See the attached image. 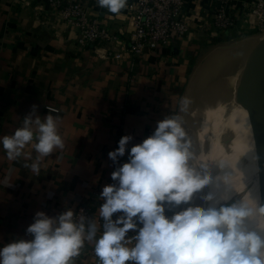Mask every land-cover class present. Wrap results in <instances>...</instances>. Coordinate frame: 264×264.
Returning a JSON list of instances; mask_svg holds the SVG:
<instances>
[{"label": "crops", "instance_id": "0c3cea01", "mask_svg": "<svg viewBox=\"0 0 264 264\" xmlns=\"http://www.w3.org/2000/svg\"><path fill=\"white\" fill-rule=\"evenodd\" d=\"M85 1L89 17L115 31L127 46L125 39L133 30L129 6L135 0H127L119 14L101 8L97 0ZM213 10L208 0H190L183 14L191 25L186 37L173 39L157 52L133 56L127 51L116 59L105 47H79L78 27L50 9L47 0H0V138L21 127L36 105L33 120L58 117L64 141L63 149L40 160L38 174L30 167L39 155L35 137L16 160L8 159L0 144V247L18 238L31 239L26 229L37 212L58 220L70 210L74 217L90 200L100 217L101 193L111 185L116 167L108 153L124 135L132 137L127 150L141 143L159 121L178 113L181 97L194 102L196 94L188 123L193 126L200 94L207 91L208 74L201 80L202 72L215 64L233 71L252 54L250 37L238 30L219 37L202 32ZM198 80L202 85L197 90ZM180 115L183 123L185 114ZM127 150L123 163L128 162ZM179 208L167 203L165 215L171 217ZM102 232L96 225V238ZM87 234L85 227V241L73 264H99L95 240L89 241Z\"/></svg>", "mask_w": 264, "mask_h": 264}, {"label": "clouds", "instance_id": "9594fccd", "mask_svg": "<svg viewBox=\"0 0 264 264\" xmlns=\"http://www.w3.org/2000/svg\"><path fill=\"white\" fill-rule=\"evenodd\" d=\"M97 2L119 14L127 0ZM192 103L191 98L181 97L178 113L159 121L151 136L127 150L132 137L124 135L108 153L118 163L127 150L128 162L112 172L117 184L102 190L99 215L105 223L99 238L96 225H88L87 239L95 240L99 264H264V229L246 226L253 217H264L262 204L255 210L245 202L190 206L171 217L165 215V202L186 204L210 183L206 174L190 165L193 153L180 114L189 113ZM36 110L33 105L22 126L0 138V144L8 159L16 160L35 137L39 155L30 167L38 174L40 160L56 148L63 149L64 141L58 134V117L48 114L43 121L39 116L33 120ZM205 200L212 201V195ZM116 213L121 215L113 220ZM129 231L135 235L127 237ZM26 235L31 239L18 238L0 247V264H73L85 241L84 218L77 224L70 210L58 220L37 212Z\"/></svg>", "mask_w": 264, "mask_h": 264}, {"label": "built area", "instance_id": "2783aa9c", "mask_svg": "<svg viewBox=\"0 0 264 264\" xmlns=\"http://www.w3.org/2000/svg\"><path fill=\"white\" fill-rule=\"evenodd\" d=\"M189 1L135 0L129 6L133 16V30L125 39L127 46L123 44L125 41L115 31L89 17L85 0H47V6L58 11L64 21L78 27L79 47L93 49L105 47L110 52V57L120 59L127 51L133 56H141L147 51L157 52L167 48L175 38L186 37L191 32V25L184 19L183 14ZM208 1L214 10L209 24L202 27V32L206 35L226 36L227 33L238 30L243 35L264 37V0ZM49 109L56 111L55 108L49 107ZM124 159L125 155L118 159L114 171L122 165ZM112 184H117V181L111 179ZM166 206L167 202L164 204L165 209ZM81 218H84L85 227L91 223L103 227L105 223L103 219L94 214L90 200L78 208L73 222L79 224ZM116 218L117 215L114 214L113 220ZM139 226L142 227V225ZM127 235L132 237L135 232L129 231Z\"/></svg>", "mask_w": 264, "mask_h": 264}, {"label": "rangeland", "instance_id": "374dc122", "mask_svg": "<svg viewBox=\"0 0 264 264\" xmlns=\"http://www.w3.org/2000/svg\"><path fill=\"white\" fill-rule=\"evenodd\" d=\"M260 37L261 36L259 35L258 36H255V35L246 36V38H249L247 39L248 40L247 42L252 43V48L251 47L249 48L250 54L254 52L257 46L259 45L262 46V44L264 45V37H261V38ZM244 63L237 64L235 68L233 69V71H229L228 69H225L223 71L219 67H217V65L215 64V66L212 65L210 67L212 70H210L209 72L208 71L202 72L201 80H203L204 76L208 74V77L204 81L205 88H203V89L207 88V91L206 92L203 91L200 94L199 103L196 107V113L194 114L195 121L193 123V126L184 127L186 131V138L190 141V151L193 153V158L190 162L196 161L194 168L197 166V160L200 158L202 154L203 147L207 145L208 143H209L208 145L212 144L210 142L212 140L214 141L215 136L217 137L216 138L217 143L215 144V146L218 145V147H215V148L220 149L221 147L222 148L224 147V149L226 150V152L224 153V156L220 158V162L222 163L225 160L229 159L231 156H233L234 150L236 147V142H239L240 140H242V138L244 139L246 137L245 133L248 132V129L250 130L249 132H251V129L249 126V110H248L247 115H245L244 113L245 118L247 117V120L244 119L245 129L242 128L243 131L242 130H241L242 132L240 131L241 136L239 135L237 136V133H234L233 131V127L235 126V123H236V121L233 119L235 118L234 114L236 113V109L232 105L234 101L231 100L233 96L231 94L234 93L233 92L234 89L237 90V88H239L237 86H240L241 88H243V90L245 89L244 90L246 91L245 94L248 93L250 95V88L253 82L252 77H253L254 71H253L252 63L250 64V66L248 65L249 62L247 63L244 62ZM201 80H198L195 89L198 90L199 87H201L202 85ZM193 109H194V102L192 103L190 107V111H192ZM251 135L250 137H252ZM220 140H221V144H219ZM212 145L214 146V144ZM203 192L204 193H201V194L199 193V191L194 193L193 198L190 202L180 205L179 212L185 210L187 207L195 206V202L196 200L199 199L198 198L199 195L200 196L202 195L200 205H203L206 201L205 191L203 190Z\"/></svg>", "mask_w": 264, "mask_h": 264}, {"label": "bare ground", "instance_id": "6f19581e", "mask_svg": "<svg viewBox=\"0 0 264 264\" xmlns=\"http://www.w3.org/2000/svg\"><path fill=\"white\" fill-rule=\"evenodd\" d=\"M263 56H264V52L261 54L260 58H263ZM247 62H249L248 64L249 66L251 63L253 66V60H248L246 61V63ZM237 87L239 88H237V90L234 89L235 90V91L233 90L234 93L232 92L233 94H231L233 95L231 100L234 101L232 105L236 109V113L234 112L235 118H233L236 121V123L235 126L233 127V131L234 133H237V136L238 135L241 136V132L243 131L242 128L245 127L244 119L247 120V117L245 118V115L248 114V110H249L248 98L250 95L248 93L245 94L246 92L244 91L245 89L243 90V88H241L240 86ZM195 99H196V94L194 98V106H195ZM193 112L194 109L192 112L185 114V118L183 122L184 127L188 126L190 116L193 114ZM249 131L250 130L248 129V132ZM248 132L245 133L246 137L244 139L242 138V140L236 142V147L233 156H231L229 159L225 160L222 163L220 162V158L224 156L226 150L224 149V147L223 148L221 147L220 149L215 148L218 147V145L215 146V144L217 143L216 136L214 141L212 140L210 142L214 144V146L212 144L208 145L209 144L208 143L203 147L202 154L200 158L197 160V166L195 168L201 170L203 174H206L209 178L210 183L209 185H206L204 188L199 190V193L200 194L204 193L203 192L204 190L205 197H207L208 195H212L213 200L212 201L206 200L203 205H200L202 195L201 196L199 195L198 196L199 199L196 200L195 206H202V207L221 206V205L231 206L232 204L238 202H245L255 210L257 204H260L261 201L258 195L259 192L258 171H257L255 159L251 160L249 155L251 148L253 150V144H252V139H250L252 138L250 137L251 134H249L251 132L249 133ZM219 144H221V140ZM221 164L225 166L221 167L220 166ZM246 226L249 228V230H261L264 228L263 218L253 217L252 219L246 222Z\"/></svg>", "mask_w": 264, "mask_h": 264}, {"label": "water", "instance_id": "95a60500", "mask_svg": "<svg viewBox=\"0 0 264 264\" xmlns=\"http://www.w3.org/2000/svg\"><path fill=\"white\" fill-rule=\"evenodd\" d=\"M263 52L264 45H259L248 58L253 60L254 71L248 98L249 126L253 144V150L251 148L249 155L251 160L255 159L256 162L259 180L258 195L262 205H264V56L263 58L260 56ZM262 218L264 221V217Z\"/></svg>", "mask_w": 264, "mask_h": 264}]
</instances>
